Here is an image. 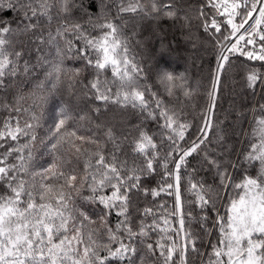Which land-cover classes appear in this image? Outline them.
Listing matches in <instances>:
<instances>
[{"label": "snow or ice", "instance_id": "snow-or-ice-1", "mask_svg": "<svg viewBox=\"0 0 264 264\" xmlns=\"http://www.w3.org/2000/svg\"><path fill=\"white\" fill-rule=\"evenodd\" d=\"M59 2L65 19L53 34L43 27L45 21L50 24L52 20L54 5L50 0H0V17L15 12L21 22L0 19V89L9 87V81L21 71L31 70L27 61L21 63L23 50L12 48L10 37L16 32L35 36L39 31L33 42L47 43L55 57L49 54L43 60L47 65L45 81L51 87L47 88L44 81L37 84L30 94L34 101L30 108H12L17 116H9L0 127V185L5 189L0 194V264H264V115L255 118L253 140L235 160L231 159L232 150L225 146L224 135L215 141L210 136L216 127L222 82L235 67L232 57L260 61L264 67V27L257 30V26H264V6L257 9V0H251L250 5L249 0H206L200 8L201 27L210 35L219 34V38L216 63L209 69L204 87L207 103L196 126L183 118L182 111L170 108L164 95L147 82L144 69L130 58L117 22L129 13L179 19L177 0H151L150 7L142 0H116L114 17L95 16V36L84 24L71 22L74 7L88 22L94 19L83 0L79 4L76 0ZM100 3L107 11V0ZM259 3L264 5V0ZM205 8L214 14L209 15ZM254 11L258 17H253ZM217 16L226 20L221 22ZM250 17L254 24L249 23ZM184 18L188 19L187 15ZM257 37L261 42L258 48ZM249 45L253 47L249 49ZM66 60H82L85 69L93 70L92 78L83 86L94 114L99 116L115 105L131 109L139 118L132 124L131 161L120 158L122 149L112 128L104 130V140L113 144V151L106 155V144L98 136L69 131L70 121L76 117L64 107L54 106L47 143L44 139L39 143L51 153H57L65 143L71 144L76 153L86 157L84 174L78 175L74 169L66 172L62 160L35 170L33 148L41 119L36 109L54 97L62 76L81 83L76 78L83 70L66 67ZM109 70L111 79L105 75ZM156 79L168 97L175 96L177 90L186 98L192 95L183 76L160 68ZM245 82L253 94L259 89L264 96V72L249 68ZM23 99L19 96L17 102ZM257 108L264 113V103ZM22 112H31L23 124L19 119ZM78 118L85 119L82 115ZM148 122L156 125L155 131L146 128ZM84 145H93L95 150L89 152ZM13 154L15 163L9 162ZM241 166L245 171L237 181L234 170ZM257 166L256 175L248 174V167ZM201 171L212 173L211 183L197 179ZM37 176L41 177L39 184ZM49 179L63 180L55 193L47 183ZM153 180L155 186L149 183ZM74 194L84 203L99 205L96 218L75 206ZM162 195L172 198L171 205L159 199ZM189 196L194 199H187ZM113 216L115 224L111 222ZM85 222L97 225L87 233V243ZM214 230H218L219 239L206 243Z\"/></svg>", "mask_w": 264, "mask_h": 264}, {"label": "trees", "instance_id": "trees-1", "mask_svg": "<svg viewBox=\"0 0 264 264\" xmlns=\"http://www.w3.org/2000/svg\"><path fill=\"white\" fill-rule=\"evenodd\" d=\"M50 2L54 5L52 20L50 24L45 21L43 27L55 34V29L60 26L65 17L59 11V0H50ZM157 2L165 3L167 0H157ZM76 3L79 4L80 0H76ZM107 3L109 5L108 10L103 11L100 0H83L85 8L92 11L94 19L88 22L83 12L79 8L74 7L72 9L71 22L82 23L88 33L93 36L97 35L98 32L92 29V24L97 22L95 16L99 14L111 19L116 13V0H107ZM142 3L150 7L151 0H142ZM177 3L181 9L179 19L167 18L162 14L146 16L143 13H129L123 15L117 22L120 25L121 38L127 40L130 49L129 56L134 58L135 62L144 69V73L148 76L147 82L164 95L170 108L182 111L184 119L199 126V114L207 103L204 87L208 83L209 69L214 67L216 63L218 52L216 40L219 38V34H216V36L210 35L201 27V21L198 18L199 10L205 5L206 0H177ZM205 11L209 15L214 14L210 9L205 8ZM185 15H187L188 19L184 18ZM0 19L5 22L15 21L16 23H21L15 12H6ZM13 28L15 29V24H13ZM39 35L40 32L38 31L35 36ZM44 35L46 38L47 32ZM35 36L31 33L20 35L19 32H16L15 36L10 37L12 39V48L17 51L23 50L24 52L21 63L27 61L31 70L27 73L21 71L18 77L9 81V87L0 89V127H2L3 122L9 116L13 118L17 116V113L12 111V108H30L34 102L30 94L36 91L37 84L44 81L47 88L51 87V83L45 81L47 65L43 63V60L49 54L50 58L54 59V51L47 43L43 45L34 43ZM61 46L63 47L62 41ZM37 48L40 51H37ZM232 62L235 67L229 69L222 82L223 86L215 110L216 127L210 136L215 141L218 135H224L225 146L232 150L231 159L235 160L237 153L246 149L248 143L253 140L252 131L256 127L255 118L264 115L257 108L258 104L264 103V96L260 94L259 89L256 94H253L248 89L245 82V74L249 68H256L264 72V67H261L262 62L260 61H248L245 57L238 55L232 57ZM65 66L83 70L81 75L76 78L81 83L69 81L68 76H62L54 97H49L46 104L36 109L37 114L41 115V119L39 126L36 128L38 139L33 148L35 170L39 171L41 166L46 168L54 162L61 163L62 160L65 162L62 167L66 172L74 169L78 175L84 174L83 166L86 157L83 154L76 153L75 148L71 144L65 143L57 153H51L39 143L41 139H44L45 143H47L46 136L51 125L50 114L54 106L64 107L69 110L73 117H76L74 121H70L69 131L75 129L80 135L98 136L106 144V155L113 151V144L104 140V130L106 127L112 128L122 149V152L119 153L120 158H128L131 161V141L135 136L132 124L138 123L139 118L132 113L131 109H120L115 105L109 106L108 111H102L99 116L94 114L92 112L93 104L85 98L83 86L87 80L92 78L93 70L85 69L84 61L82 60H66ZM160 68H165L176 76L185 77L192 95L186 98L179 90L176 91V95L173 97H168L164 94L156 79L157 71ZM105 75L111 79L110 70ZM19 96H23L24 99L17 102ZM30 115L31 112L20 113V123L23 124L26 120H29ZM80 115L84 116L85 119L79 120L78 117ZM97 124L100 125L99 128H97ZM145 126L149 131H155L156 129V125L151 122L146 123ZM125 136H128L127 140L124 139ZM23 142L22 140L21 143ZM9 143L14 144L11 141ZM76 144H79V141H76ZM83 147L88 148L89 152L95 150L93 145H84ZM57 157L61 159H57ZM69 161L70 163H67ZM9 162H16L15 154L9 158ZM192 163L195 164L196 162L193 160ZM257 168L258 166L248 167V174L256 175ZM244 171L245 166L234 170V176L237 181L242 178ZM199 178H204L211 183L212 173L201 171L197 179ZM25 179H30V177L25 176ZM35 180L39 184L41 177L37 176ZM47 183L52 185L55 193L59 189L60 184L63 183V180L49 179ZM149 183L155 186L156 182L153 180ZM4 191L3 185H0V194L4 193ZM236 191H233L231 195L235 196ZM84 195H87L86 190ZM159 199L166 201L168 205L172 203V198L165 195H162ZM187 199L191 200L194 197L189 196ZM52 202L55 203L54 200ZM74 202L77 208L82 207L93 218H96L100 212L99 205L84 203L79 197H75V194ZM145 203H150V200L145 201ZM216 203L217 207H220V202L217 201ZM193 211H195L194 207ZM223 212L224 209H221V214ZM111 222L115 224L116 217L113 216ZM96 227L97 225L95 224L85 222V243L88 242L87 233ZM193 227L198 230V226L193 225ZM100 239L103 240V237H100ZM218 239L219 232L214 230L210 237H206V243L207 240L216 243ZM207 251L210 252L211 249L208 248Z\"/></svg>", "mask_w": 264, "mask_h": 264}, {"label": "built area", "instance_id": "built-area-1", "mask_svg": "<svg viewBox=\"0 0 264 264\" xmlns=\"http://www.w3.org/2000/svg\"><path fill=\"white\" fill-rule=\"evenodd\" d=\"M237 3H241V0H237ZM250 4H251V0H249V5H250ZM261 6H264V5H261V4L259 3V0H257L256 8L259 9ZM252 15H253V17H258L259 13H258V11H254ZM225 18H226V17H224V16H217V19H218L219 21H221V22L225 21ZM249 23L254 24V23H255L254 19H252V18L250 17V18H249ZM245 27H247V25H245ZM260 27H264V26H257V30H259ZM241 32H243V29L241 30ZM247 38H249V37L246 36V39H247ZM256 39H257V48H258V46H259V44H260L261 42L259 41V38H258V37H257ZM233 40H235V37H233Z\"/></svg>", "mask_w": 264, "mask_h": 264}, {"label": "rangeland", "instance_id": "rangeland-1", "mask_svg": "<svg viewBox=\"0 0 264 264\" xmlns=\"http://www.w3.org/2000/svg\"><path fill=\"white\" fill-rule=\"evenodd\" d=\"M240 11H246V9L241 8ZM236 19L238 21L239 20V17H237ZM225 20H226V18H225ZM241 44H243V41H241ZM248 47H249V49H251L253 46L252 45H249Z\"/></svg>", "mask_w": 264, "mask_h": 264}]
</instances>
